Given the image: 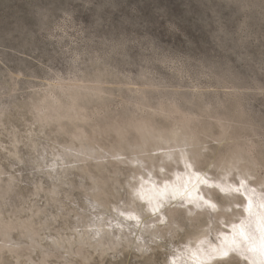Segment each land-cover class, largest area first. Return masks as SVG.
I'll return each mask as SVG.
<instances>
[{
  "label": "rangeland",
  "instance_id": "1",
  "mask_svg": "<svg viewBox=\"0 0 264 264\" xmlns=\"http://www.w3.org/2000/svg\"><path fill=\"white\" fill-rule=\"evenodd\" d=\"M173 140L215 210L123 220L134 176L172 175ZM235 155L260 194L264 0H0V264H184L242 214L249 194L214 183Z\"/></svg>",
  "mask_w": 264,
  "mask_h": 264
},
{
  "label": "bare ground",
  "instance_id": "2",
  "mask_svg": "<svg viewBox=\"0 0 264 264\" xmlns=\"http://www.w3.org/2000/svg\"><path fill=\"white\" fill-rule=\"evenodd\" d=\"M184 130H186V129H184ZM152 132H154V131H152ZM170 132H169V134H170ZM139 134H141V133H139ZM152 135H154V134H152ZM174 136H175V134H174ZM167 139L169 140V137ZM177 139L181 143L182 138L181 139L177 138ZM146 140H148V139H146ZM149 140L151 141V139H149ZM171 140H172V138H171ZM143 142L145 143V141H143ZM152 142H154V140H152ZM163 143H165V142H163ZM168 143H169V141H168ZM177 143L178 142L176 140V144ZM183 143H184V140H183ZM190 143H192V142H190ZM176 144H175V140H173V145L175 147L172 146V148H175V151L174 152L168 151L169 153L167 155V157L172 160L173 164L175 163L174 167H171L172 169H170L171 171L172 170L173 171H172V175L169 178L167 177L168 179H161V177H160V180L156 179V177H154L155 176L154 171H152V175H154V176H149V175L141 176L142 174L139 175V173H138V176H140V177H138L137 175L134 176L132 178V180L128 183L129 184V185H127L128 187L124 188V190H122V194H120L121 199L119 201V204L117 205L118 206L117 209L120 211V213L118 215H120V214L123 215V217H124L123 220H129L130 222L132 221V223L136 224L138 222V220L141 219V216L143 215V213H145V214L147 213V214H149L148 216L150 218L152 217L150 219L151 223L152 222L153 223H156V222L162 223V222H165V219H167L165 217L164 210L167 209V207H169V209H170L174 205L175 206L181 205L182 208L184 207V210H186L189 214L190 213L194 214V212H199V211L205 212V211H208V209H209V211L210 210L212 211L213 209L215 210V204L219 200L220 197L219 198L217 197L218 200H217V198H214V197H213L214 199L211 198L209 195H207L209 192L207 194L205 193L206 189H205V192L203 191L202 188H201L202 191H198L199 190L198 186L200 183H202V180H200L201 178L197 179V176L194 174V172H196V170L193 167L194 166L193 163L189 159V156H190V155H188L189 152H187L186 150H185L186 152L182 151L184 149L180 150L181 149L180 147L177 149ZM181 144H178V146L179 145L183 146ZM167 145H169V144H167ZM143 148H144V145H143ZM164 148H165V146H164ZM237 153L238 152H236V154ZM238 157L236 158V161H234V162L231 161L234 164H232L230 166L224 165L223 178H221L220 180H218L214 183H219L218 186L220 187L222 192H226L225 195L227 193L231 194L232 192H240L243 195H245V193L249 194V196H247V199L244 200L245 201L244 207L242 206L243 209H241L242 214L240 213L238 220L232 219V221L230 223H228L229 225L226 224L228 227V230H226V231L222 230V226H221V228H219V230H217L216 228H218V227L215 228L214 225L213 226L211 225L212 227L215 228V231L213 230L214 232H212V231L207 232V231H209V230H207L205 234L199 235L198 237L196 236L195 238L191 237V239H189L187 241V247L185 248L184 252H182L181 257H182V261L184 262V264H216V262L219 260L221 261V259L226 258L228 260L229 258H227V257L231 256L232 254L236 256L235 259H237L238 264H264V213L261 212L260 209L258 208V206L256 205V202L261 203L262 201H264V189L262 188L263 190H260L259 191L260 194H258L257 193L258 190L255 191L256 189L253 190L250 188V186H248V184L246 183V182H248L247 178L250 179V177L255 176V175H253L254 174L253 172H252L253 174L251 173V171H253V170L252 169L250 170V167L248 168V170L246 168L244 170H243V168L240 169L241 166L238 167L241 164L240 159L242 156L239 158ZM165 162H166V160H165ZM135 164H136V162H135ZM166 165H167V163H166ZM170 165H171V163H170ZM155 168H157V167H155ZM159 168L160 169H158V170H161V167H159ZM173 168H175V169H173ZM222 168H223V166H222ZM142 169H145V168H142ZM150 169L149 170L147 169V170L150 171ZM152 169H154V168H152ZM236 170H237V172H236ZM155 172H157V171H155ZM158 173H159V171L157 172V176H158ZM170 174H171V172H170ZM236 175H238L237 180H235ZM233 176L235 179L232 178ZM231 178L233 180H231ZM245 180H246V182H245ZM251 183H250V185H251ZM216 190H218V189H216ZM218 191H220V190H218ZM14 197H15V194H14ZM117 203H118V201H117ZM120 203L123 205L121 206ZM113 207H114V205H113ZM147 214H146V216H147ZM185 217H187V216H185ZM142 219H144V218H142ZM145 219H146V217H145ZM183 219L185 220L186 218H183ZM209 219L211 220V218H209ZM134 220H135V222H134ZM215 220L213 219V221H215ZM221 220L223 221V219H221ZM62 222H63L65 228H66V226H68L70 224V223L68 224V222H65V223H64V221H62ZM70 222H72V221H70ZM216 223H217V221H216ZM216 223H215V226H216ZM72 224H73V222H72ZM92 224H94V222ZM95 224L98 225L99 223L97 222ZM210 224H212V223H210ZM218 224H219V221H218ZM89 225H91V224H89ZM221 225H223V223ZM72 226L70 224V226H68V228H66V229H69L71 232V229H73ZM84 226H87V224H84ZM93 226H91V227H93ZM98 226H100V225H98ZM190 226L192 227L193 224ZM28 227H29V225H28ZM70 227H71V229H70ZM193 227H195V226H193ZM224 227H226V226H224ZM63 228H61V230ZM85 228H87V227H85ZM209 228L211 229L210 226H209ZM93 229H94V227H93ZM101 229L99 228L100 231H101ZM104 230L106 231L107 229H104ZM149 230H152L150 228V225L145 227L144 232L148 233ZM87 231L88 230H86V232ZM90 231L92 232V229ZM97 231L98 230H95V233ZM83 232H85V231H83ZM106 233H107V231H106ZM212 233H213V236L211 237L210 234H212ZM109 234L107 233V235H109ZM47 235H49V234H47ZM47 235H44V237ZM53 235H55V234H53ZM135 235H136V233H135ZM44 237L41 238V240L43 242H46L44 240L50 239L49 237L48 238L47 237L44 238ZM54 237L57 240V242H59L58 241V239H60L59 235L54 236ZM104 237H105V234H104ZM102 238H103V236H102ZM114 238H115V236H114ZM51 239L49 241V244H51L50 242H52V243L54 242V244L57 243L56 240L51 241ZM90 240H92V238H90ZM66 241H69V239H66ZM121 241H123V240H121ZM96 242H97V240H96ZM112 242H114V241H112ZM103 243H105V242H103ZM61 244H63V243H61ZM67 247H68V243L65 242V244H63L64 250ZM142 248H143V245H142ZM225 253H227L226 256H225ZM232 257H231V259H232Z\"/></svg>",
  "mask_w": 264,
  "mask_h": 264
},
{
  "label": "snow or ice",
  "instance_id": "3",
  "mask_svg": "<svg viewBox=\"0 0 264 264\" xmlns=\"http://www.w3.org/2000/svg\"><path fill=\"white\" fill-rule=\"evenodd\" d=\"M227 255V253H225V256Z\"/></svg>",
  "mask_w": 264,
  "mask_h": 264
}]
</instances>
